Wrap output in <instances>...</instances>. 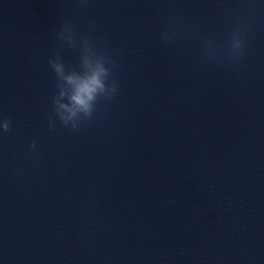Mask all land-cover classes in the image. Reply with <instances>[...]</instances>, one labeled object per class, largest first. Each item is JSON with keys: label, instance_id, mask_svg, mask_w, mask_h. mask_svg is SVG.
Listing matches in <instances>:
<instances>
[{"label": "clouds", "instance_id": "1", "mask_svg": "<svg viewBox=\"0 0 264 264\" xmlns=\"http://www.w3.org/2000/svg\"><path fill=\"white\" fill-rule=\"evenodd\" d=\"M58 40L63 43V39L66 35H71L76 39V34L73 30V25L70 22H64L58 30ZM175 31L167 32L163 34V39L169 41L175 37ZM83 46L84 51L91 53L95 56L101 65H107L110 63L109 57L104 52L95 50L91 43V37L88 35H82L79 40ZM206 52L210 58L217 56L215 44L212 40L206 39ZM246 52V36L241 26L237 25L233 28L229 35L228 45L225 49L226 55L232 61H238ZM49 64L54 70L56 77L58 78L57 89L58 94L61 89V80L67 79L69 83L72 82L71 77H63V66L61 58L57 54L55 58L49 59ZM100 72L107 77V82L101 79ZM111 77V70L109 67H101L99 72L94 73L92 76L80 81L71 99L74 102L73 108H68L67 105H61L58 103V94L53 97V112L54 117L49 118V129L55 128V120L58 119L63 127L70 131H76L80 128L82 123L90 121L96 111V105L100 102L101 98L111 99L118 93V86L115 80L108 82ZM63 109V111H62ZM12 120L10 117L0 118V133H7L11 131ZM37 143L35 140L28 146L29 150H35Z\"/></svg>", "mask_w": 264, "mask_h": 264}]
</instances>
